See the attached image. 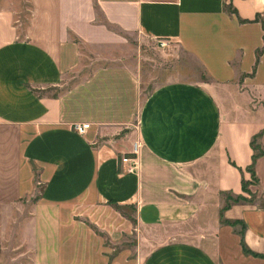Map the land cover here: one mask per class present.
<instances>
[{
	"label": "crops",
	"instance_id": "1",
	"mask_svg": "<svg viewBox=\"0 0 264 264\" xmlns=\"http://www.w3.org/2000/svg\"><path fill=\"white\" fill-rule=\"evenodd\" d=\"M27 2L23 18L0 0V201L37 199L17 220L32 264L79 257L65 260L63 209L80 202L136 208L138 264H264L241 246L264 255V152L243 190L255 136L264 150V0ZM134 38L173 43L207 80L145 93L116 64L64 87L83 45L122 51ZM228 194L252 201L225 208ZM222 217L241 221L242 237Z\"/></svg>",
	"mask_w": 264,
	"mask_h": 264
},
{
	"label": "rangeland",
	"instance_id": "2",
	"mask_svg": "<svg viewBox=\"0 0 264 264\" xmlns=\"http://www.w3.org/2000/svg\"><path fill=\"white\" fill-rule=\"evenodd\" d=\"M13 2L20 16L24 18V15L29 14L27 0ZM132 44L133 49L122 51L106 46L83 45V68L80 72L69 75L64 87L85 78L99 66L116 64L130 65L135 69L145 93L169 81L207 80L198 61L191 54L173 46V43L167 42L163 47L152 39L134 38ZM61 90L62 88H57V92ZM228 199L227 195L226 201ZM36 201L34 197H22L16 205H10L6 200L0 201V264H32L31 237L28 235L27 239L22 238L18 233L17 220L23 214L30 213L32 204ZM135 215L136 208L133 205L111 204L96 208L86 202L68 204L63 209L65 260L77 253L76 256L79 257L71 264H138L137 257L140 253ZM223 224L229 225L231 232L242 237V222L230 220ZM76 242L80 246L77 249ZM241 246L243 248L242 241Z\"/></svg>",
	"mask_w": 264,
	"mask_h": 264
},
{
	"label": "trees",
	"instance_id": "3",
	"mask_svg": "<svg viewBox=\"0 0 264 264\" xmlns=\"http://www.w3.org/2000/svg\"><path fill=\"white\" fill-rule=\"evenodd\" d=\"M257 139H258V136H255L252 140V147H253V150H254V154H253V162L252 164L248 167V171L251 172L252 174V181H247L245 179H243V190L245 192H249L251 193L250 189H249V186L250 184L253 182H258V178L255 174V170H254V167H255V163H256V160L259 156H261L264 152V150L262 149L261 145L258 144L257 142ZM228 200H230V202L227 200V204L225 206V208L229 207L231 205V202H241V201H252L251 199H248L246 198L245 196L243 195H237V196H234L232 194H228ZM230 221V220H228ZM227 219H224L223 217L221 218V222L222 223H228ZM238 221V220H237ZM241 222V221H240ZM244 229H245V225H243ZM242 245H243V250L245 251V253L247 254H251V255H254V256H259V257H264V255H261V254H258V253H255L253 251H251L245 244L244 240H242Z\"/></svg>",
	"mask_w": 264,
	"mask_h": 264
},
{
	"label": "built area",
	"instance_id": "4",
	"mask_svg": "<svg viewBox=\"0 0 264 264\" xmlns=\"http://www.w3.org/2000/svg\"><path fill=\"white\" fill-rule=\"evenodd\" d=\"M161 46H166L167 42L165 40H160L159 41ZM90 127L89 123H77L74 125V129L80 133L84 134L86 130ZM133 153L137 155L138 153V148L137 145L135 144V147L133 149ZM121 164H127V170L130 171L133 169V167L136 165V156L134 155H125L121 158Z\"/></svg>",
	"mask_w": 264,
	"mask_h": 264
}]
</instances>
